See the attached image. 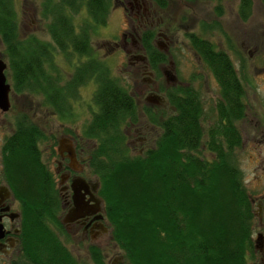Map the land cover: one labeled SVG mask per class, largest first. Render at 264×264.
I'll use <instances>...</instances> for the list:
<instances>
[{"label":"trees","instance_id":"16d2710c","mask_svg":"<svg viewBox=\"0 0 264 264\" xmlns=\"http://www.w3.org/2000/svg\"><path fill=\"white\" fill-rule=\"evenodd\" d=\"M153 1L166 5L165 0ZM110 6V0H41L50 39L44 41L34 35L18 39L13 2L0 0V40L12 90L40 95L59 117H67L79 86L94 82L96 111L82 133L95 142L87 166L99 181L111 239L127 263L264 264V217L259 253L252 236L254 197L235 164L234 153L241 145L236 124L243 116L245 91L230 58L207 39L188 34L190 46L219 84L224 102L218 103L217 121L203 129L193 98H175L171 115L161 120L147 115L160 130L152 148L130 153L124 129L137 119L134 99L91 54L90 35L105 25ZM82 8L86 16L76 23ZM215 9L221 13L219 5ZM250 12L251 1L240 0L238 18L246 21ZM152 36L146 31L142 45L150 60L162 61ZM58 53L71 67L66 79L57 74ZM14 127L6 142L5 167L21 205L22 236L20 253L9 264H81L59 238V203L37 146L43 132L25 116L17 118ZM88 255L92 264H105L99 248L90 246Z\"/></svg>","mask_w":264,"mask_h":264},{"label":"rangeland","instance_id":"374dc122","mask_svg":"<svg viewBox=\"0 0 264 264\" xmlns=\"http://www.w3.org/2000/svg\"><path fill=\"white\" fill-rule=\"evenodd\" d=\"M111 1L110 10L105 25L93 29L90 35L92 57L105 63L110 75L116 79L119 85L130 91L128 77L125 70L124 54L120 49H109L106 43L116 41L120 31L125 28L123 10L119 4ZM149 1V3L152 1ZM166 5L160 7L152 1V15L154 24L152 27L165 34V39L155 37L159 44L167 45L168 55L174 63L175 73L189 77L193 69L192 65L198 60L192 54L187 35L194 33L208 39L216 49L224 50L230 57L235 72L240 79L245 91L244 102L247 104L248 114L244 119L242 144L235 150V164L240 170L242 181L247 191L256 200L264 194V6L261 0L251 1V12L246 21H241L237 16V6L240 0H165ZM17 17V38L23 39L34 35L38 39L50 41L45 29L46 20L40 14L41 0H12ZM219 5L221 13H217L215 7ZM86 14L81 9L74 22L78 23ZM4 44L0 40V51ZM84 60V59H83ZM59 79L70 76L69 62L59 53L54 57ZM181 73H180V72ZM95 84L92 80L85 82L78 88V95L70 100L71 113L67 117H59L47 114L43 98L40 95L18 93L12 98H17L22 109L27 114H32L33 121L48 136L45 142L40 143V149L44 145L54 141L61 133L68 134L73 139L84 141L83 129L87 125L96 106L92 102L91 93ZM138 89V86L135 87ZM135 90V89H134ZM217 84L212 76L208 75L205 88L199 87V96H203L202 126L207 129L211 125L214 113L210 107L216 98ZM137 99L140 98L137 96ZM13 103V102H12ZM39 104V105H38ZM47 110H50L47 108ZM16 111V103L8 110L6 117L12 121ZM147 120H149L147 118ZM255 120L259 121L258 131L253 130ZM249 124L251 127H249ZM138 126L142 127L143 123ZM126 141H131L133 127H126ZM141 128L139 132H143ZM153 135H155L152 132ZM81 137L83 139H81ZM80 141V142H81ZM84 145V143H83ZM136 147L135 145H130ZM132 149V148H131ZM135 151L130 150V153ZM43 157V156H42ZM253 211L255 207L253 205ZM262 218L254 214L253 238L260 232ZM60 239L66 243L77 260L81 264H92L88 253L80 245H70L65 241V232H59ZM105 264H129L123 257L122 251L112 239L105 241L100 247ZM83 252V255L81 254ZM80 254L79 256H77ZM0 264H9L7 259L0 256Z\"/></svg>","mask_w":264,"mask_h":264},{"label":"flooded vegetation","instance_id":"af4514ba","mask_svg":"<svg viewBox=\"0 0 264 264\" xmlns=\"http://www.w3.org/2000/svg\"><path fill=\"white\" fill-rule=\"evenodd\" d=\"M152 1L149 3L146 0H113V3L119 4L117 7L122 8L124 12L125 28L120 31L116 41L106 43L109 49H120L124 54V65L130 88V91L127 92L134 99L137 116L136 121L128 126L130 128L133 127L132 134L134 137L131 141H126L127 135L130 134L124 129L125 143L130 150H137L139 153L152 148L155 137L160 131L157 125L147 120V115L152 113L160 120L171 115L175 110L173 105V99L175 98H180L181 102H183L184 98H193L202 114L204 98L199 96V87L201 85V88H205L208 75L212 76L217 84L216 98L210 107V110H214L213 113L215 114L212 124L217 121L219 115L218 103L220 101L224 102L221 99L219 84L214 73L202 61L197 52L192 49L190 44L189 47L192 50V54L198 60V65L196 62L192 65L197 68L193 69V72L187 78L180 71L181 75L178 72L175 73L171 55L167 54V45L159 44L155 40V37L165 39V34L152 27L154 24ZM146 31L153 33L151 44L157 52L164 56V60H150L141 42L142 36ZM4 49L0 51V59L5 63L3 73L5 81L9 84V106L6 110H3L0 106V256L5 257L10 262L20 253L22 228L21 205L9 185L5 167L9 154V147L6 146V142L15 131L14 126L17 118L22 116L33 122L43 132V140H47L48 136L32 119L36 111L30 115L27 114L20 109L22 105H20L18 99L12 98L18 93H15L11 87L8 60ZM214 49L224 51L215 47ZM136 85L138 89L135 88ZM137 96L140 98L139 100ZM243 99H241L244 108L243 116L236 124L241 135V144L242 137L245 135L243 131L244 119L247 117L249 109ZM15 103L16 111L13 113V120L10 121L6 115H8V110ZM44 107L47 114L52 116L56 114L45 103ZM47 108L50 110H47ZM226 108L228 110L229 105H226ZM141 123H143V126H138ZM251 125L253 130L258 131V120H255ZM251 125L249 124V127ZM141 128L144 133L139 132ZM81 139L83 138L81 137ZM43 140L40 143L45 142ZM80 141L73 139L68 134L61 133L54 141L52 140L45 144L43 150L40 149V143L37 146L39 159L53 181V188L59 203L57 219L60 226L64 229L65 241L70 242V245L75 244L82 246V248L84 247L85 252L88 253L90 246L100 249L106 240L109 241L111 239V236L110 226L104 217L103 204L98 196L99 181L87 166L88 152L95 146V142L86 138L84 141ZM130 145H135L136 147H131V149ZM95 199H98L99 202L97 200V203H94ZM95 206H97L96 209ZM254 207V214L258 215V218H263L264 194L256 200L254 199ZM63 241L61 240L63 245L70 251V248ZM71 254L73 255L72 252ZM81 254L83 255V252Z\"/></svg>","mask_w":264,"mask_h":264},{"label":"water","instance_id":"95a60500","mask_svg":"<svg viewBox=\"0 0 264 264\" xmlns=\"http://www.w3.org/2000/svg\"><path fill=\"white\" fill-rule=\"evenodd\" d=\"M4 69H5V63L0 59V106L3 110H6L9 106V102H8L9 84L5 81V76L3 73ZM83 187H84V183H83ZM97 200L95 199L94 203H97ZM96 208L97 206H95V209ZM262 239L263 238L261 233H257L254 238V247L259 253L262 252Z\"/></svg>","mask_w":264,"mask_h":264}]
</instances>
